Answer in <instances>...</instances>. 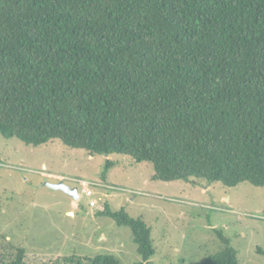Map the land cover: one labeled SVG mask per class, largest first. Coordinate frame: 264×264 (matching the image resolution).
Masks as SVG:
<instances>
[{"label":"trees","instance_id":"trees-1","mask_svg":"<svg viewBox=\"0 0 264 264\" xmlns=\"http://www.w3.org/2000/svg\"><path fill=\"white\" fill-rule=\"evenodd\" d=\"M0 135L150 162L164 182L264 187V0H0ZM97 215L152 264L141 218ZM218 236L200 264H238Z\"/></svg>","mask_w":264,"mask_h":264},{"label":"rangeland","instance_id":"rangeland-1","mask_svg":"<svg viewBox=\"0 0 264 264\" xmlns=\"http://www.w3.org/2000/svg\"><path fill=\"white\" fill-rule=\"evenodd\" d=\"M106 160L112 165L104 173ZM150 162L125 155L90 154L54 139L39 146L0 135V264H10L23 248L24 264H76L113 255L119 264L140 261L131 230L97 212L108 204L141 218L150 228L152 264H200L224 245L237 252L238 264H264V187L242 182H164L153 179ZM62 181L78 189L74 201L46 183ZM79 181L90 186L89 200Z\"/></svg>","mask_w":264,"mask_h":264},{"label":"water","instance_id":"water-1","mask_svg":"<svg viewBox=\"0 0 264 264\" xmlns=\"http://www.w3.org/2000/svg\"><path fill=\"white\" fill-rule=\"evenodd\" d=\"M46 186L54 190L62 191L63 193L70 196L74 201H77L79 199L77 188L67 186L62 181H59L57 183H46Z\"/></svg>","mask_w":264,"mask_h":264},{"label":"built area","instance_id":"built-area-1","mask_svg":"<svg viewBox=\"0 0 264 264\" xmlns=\"http://www.w3.org/2000/svg\"><path fill=\"white\" fill-rule=\"evenodd\" d=\"M79 182H81V185L86 186V188L83 189L82 192L87 198H90V199L94 195V191L91 188H89V184H90V186L93 185V186L98 187V188L99 187L100 188H109L108 186L103 185L101 183H88L86 181H79ZM77 192H78V189H77ZM88 205H89V207H96L97 206V202L95 200L91 199V200H89V204Z\"/></svg>","mask_w":264,"mask_h":264}]
</instances>
